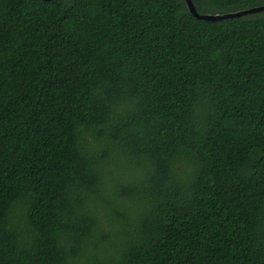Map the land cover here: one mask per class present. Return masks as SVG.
Wrapping results in <instances>:
<instances>
[{"label": "trees", "instance_id": "16d2710c", "mask_svg": "<svg viewBox=\"0 0 264 264\" xmlns=\"http://www.w3.org/2000/svg\"><path fill=\"white\" fill-rule=\"evenodd\" d=\"M0 264H264V12L0 0Z\"/></svg>", "mask_w": 264, "mask_h": 264}, {"label": "water", "instance_id": "95a60500", "mask_svg": "<svg viewBox=\"0 0 264 264\" xmlns=\"http://www.w3.org/2000/svg\"><path fill=\"white\" fill-rule=\"evenodd\" d=\"M43 1H51V0H43ZM191 14L197 18L198 20H204V21H219L224 19H233V18H239L251 14L261 13L264 12V5L259 7H254L251 9H245L240 10L236 12H230V13H224V14H199L196 10L195 5L193 4L192 0H185Z\"/></svg>", "mask_w": 264, "mask_h": 264}]
</instances>
